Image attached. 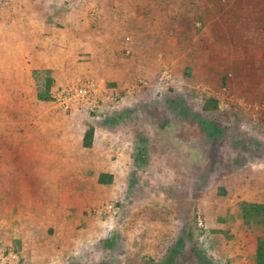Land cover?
Returning a JSON list of instances; mask_svg holds the SVG:
<instances>
[{"label":"rangeland","instance_id":"rangeland-1","mask_svg":"<svg viewBox=\"0 0 264 264\" xmlns=\"http://www.w3.org/2000/svg\"><path fill=\"white\" fill-rule=\"evenodd\" d=\"M84 32L95 43L80 55ZM53 42L65 63L53 46V69L38 68ZM112 59L134 68L139 93L95 76L112 73ZM49 84L51 99L37 100ZM82 84L98 88L100 107L62 109L56 97ZM50 105L85 137L140 139L118 162L126 174L99 183L109 174L88 150L82 191L73 176L56 191L58 177L31 174L26 151ZM256 206L264 0H0V264H257Z\"/></svg>","mask_w":264,"mask_h":264},{"label":"crops","instance_id":"crops-1","mask_svg":"<svg viewBox=\"0 0 264 264\" xmlns=\"http://www.w3.org/2000/svg\"><path fill=\"white\" fill-rule=\"evenodd\" d=\"M50 31L52 33L57 32V28H51ZM94 39L95 38H93L91 32H84L79 37L78 41L81 44L80 47H83L79 50L80 55H82L83 53H90L92 51V44L95 43ZM53 46L54 42L50 44L47 53H43V56L46 59L38 68L53 69L51 61L53 57L52 49L57 48V46ZM63 51L65 50H62L60 46H58V48L56 49L57 54L61 58L66 57L67 55ZM39 52L40 49L35 48L32 54L34 57H36ZM62 60V63L64 64L65 59L62 58ZM110 63L115 65L112 69H110L112 70V73L105 74L103 71H95V76L100 81L117 82V86L119 87L118 90L124 92L127 97L128 95H131L133 92H135V90H137V92L139 93L134 81V76L136 75L133 72L134 68H125L123 61H119L116 59H112ZM107 66L104 65V67ZM101 67H97V69L101 70ZM65 68L59 67L60 74L65 71ZM91 70L87 72V74L92 73L93 75V72H91ZM38 95L39 93H37L35 97L37 100H40ZM49 111L50 115L47 120L37 119L34 122L35 124H37L36 128L38 129V131L35 136H33L38 140L36 139L33 143H29L28 151H26L27 156H25L27 160L32 161L33 168H31V170L29 169L31 174H44L50 175L55 178L58 177L57 180H54L56 191H65L67 186V183L63 182L60 177L73 176L75 177V179L72 180L69 186L76 193L78 191H82L84 150L92 152L95 166L100 167L104 172H106L105 174H109L112 177L109 185L112 183V181L114 182L115 178L113 177H115V174L118 171L121 170L123 175L126 174V170H128L129 167L124 166L122 168L121 164H119L118 162L120 160L131 159L132 152L136 150V147L139 145V143H141L142 145V141H139L140 139L136 141L137 137L134 138L132 135H129L130 137H128L125 131L123 133L115 131L113 133H108L111 137H99L98 135H95V139H92V146L87 148L85 147V135H83V133H81L80 135L77 132V128L80 127L77 121L69 120L66 116V113L58 112L52 105L49 106ZM44 125L46 126L44 127ZM120 135H123V137H120ZM156 142H158V140ZM141 145L139 146L138 150H145V146ZM40 161H43V164H41ZM12 174L14 175L13 171ZM101 175H104V173L99 174V177L97 179L99 183ZM69 231H71V229H69ZM67 234L69 235L71 233Z\"/></svg>","mask_w":264,"mask_h":264},{"label":"built area","instance_id":"built-area-1","mask_svg":"<svg viewBox=\"0 0 264 264\" xmlns=\"http://www.w3.org/2000/svg\"><path fill=\"white\" fill-rule=\"evenodd\" d=\"M98 88L92 84L78 85L56 97L58 105L66 110L79 109L94 112L100 107Z\"/></svg>","mask_w":264,"mask_h":264},{"label":"trees","instance_id":"trees-1","mask_svg":"<svg viewBox=\"0 0 264 264\" xmlns=\"http://www.w3.org/2000/svg\"><path fill=\"white\" fill-rule=\"evenodd\" d=\"M51 89V84H49V89L47 93L44 91H39V99L42 101H49L51 99V96L49 95V90ZM213 100H209L207 102V106L205 107L206 110H211L216 108L217 106L213 104ZM213 104V105H212ZM212 105V106H211ZM92 139H93V133L92 131L87 133L85 137V147L89 148L92 146ZM112 180V177L109 175H101L100 176V183L101 184H109ZM256 208L259 211H262L264 214V206H256ZM257 264H264V237L260 240L259 246H258V252H257Z\"/></svg>","mask_w":264,"mask_h":264}]
</instances>
